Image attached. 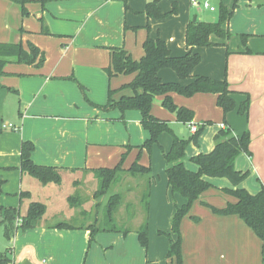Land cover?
I'll return each mask as SVG.
<instances>
[{
	"label": "crops",
	"instance_id": "obj_1",
	"mask_svg": "<svg viewBox=\"0 0 264 264\" xmlns=\"http://www.w3.org/2000/svg\"><path fill=\"white\" fill-rule=\"evenodd\" d=\"M28 1L29 15L22 17L17 5L0 0V43L20 42L23 48L31 43L45 58L39 68L9 63L4 67L6 75L0 78V207L4 208H18L21 192H28L31 201L60 202L54 184L44 186L21 174L23 142L34 145L31 160L35 165L56 167L60 174H90L91 170L113 168L124 153L127 155L122 168L128 169L139 153L140 145L134 138L144 142L148 133L140 124L139 112L121 114L118 110L100 109L107 102L108 89L115 91L114 100L132 95L129 89L120 88L134 75L109 79L105 72L110 64V49L122 48L133 60H139L143 56L142 44L149 37L162 40L171 56L181 57L188 51L185 30L192 18L215 19L214 13L193 8L189 0H161L158 8L163 14L176 10L175 15L163 19L147 17V0H48L44 9L39 0ZM207 1L212 6L222 3L232 12L222 26L231 37L223 40L211 35L214 46L195 47L193 51L201 61L192 76L225 78L235 93V104L240 105L248 97L249 109L246 116L234 110L224 117L214 94L200 93L189 98L170 94L176 106L193 112V124L210 123L204 127L198 145L186 147L183 164L189 171L197 170L189 159L212 151L213 137L225 121L235 135L245 131L250 135L251 156L240 154L234 167L249 173L239 188L256 195L264 186V0ZM41 21L49 34L41 32ZM241 35H247L245 45ZM158 77L164 83L187 85L192 81L179 80L169 69L159 71ZM162 99L163 96L155 98L151 115L166 121L178 138L187 139L191 135L188 125L178 123L161 106ZM157 144L151 156L143 150L138 162L151 169L147 250L140 246L136 229L117 234L114 239L99 233L88 246V231L53 228L61 221H48L46 207L38 227L17 230L9 241L0 225V253L12 251L10 264H169L168 241L156 232L170 230L174 205L181 206L185 201L171 195L165 174L167 164L159 150L161 144L165 153L171 149V136L161 134ZM127 178L133 185L146 183L145 178ZM205 180L212 188L192 204L180 223L183 264H264L261 242L242 220L215 215L201 205L205 202L221 209L234 202V198L221 192L232 189L229 181ZM28 203L20 207L21 214ZM145 217L141 216L140 225Z\"/></svg>",
	"mask_w": 264,
	"mask_h": 264
},
{
	"label": "trees",
	"instance_id": "obj_2",
	"mask_svg": "<svg viewBox=\"0 0 264 264\" xmlns=\"http://www.w3.org/2000/svg\"><path fill=\"white\" fill-rule=\"evenodd\" d=\"M19 7L22 17L28 16L26 4L28 0H8ZM48 0H39L42 9ZM161 0H147L146 15L148 18L163 19L170 15H175L176 10L163 14L158 8ZM235 3L233 8H235ZM232 12L219 3L215 12L213 22L190 21L185 30V45L188 51L181 57L171 56L166 44L160 39H151L147 37L143 44V56L139 60H133L130 54L122 48L110 49V64L105 70L109 79L118 75H134L133 79L120 89H129L131 96L121 97L118 100L113 99L115 91L108 89L107 102L100 109L105 111L118 110L121 114L127 111H137L140 114V124L148 133V138L137 147L139 153L136 160L128 169H123L122 165L127 153L122 154L120 161L113 168H99L91 170L94 178L97 180L98 188L94 194L95 199H100L108 195L110 188L119 183L123 175L132 178H145L146 183L140 196V202L143 203V212L145 219L136 230V235L140 246L147 250L148 248V220L149 194L151 169L140 165L138 162L142 150L151 152L152 148L158 143V137L163 133H168L172 138L171 149L163 153L166 161L165 174L167 185L171 195L180 196L185 202L181 206H174V214L170 219V230L167 232L158 231V235L165 236L168 241L166 259L169 264H183L181 254V234L180 223L188 216L191 206L194 202L212 188V185L205 178H225L229 181L232 189H222L221 192L234 198V202H228L224 208L216 209L205 202L201 205L210 208L213 214L218 216H237L242 222L252 230L255 236L261 242V260L264 262V186L256 195L249 194L246 190L239 188L240 184L248 177V172L237 171L234 167V161L240 154L251 156L249 151L250 135L245 131L237 136L233 130L226 124L220 128L213 137L214 147L211 152L198 154L189 159V162L197 167L195 172L185 168V150L189 144L198 145V140L206 125L209 122L197 126L195 133L187 139L178 138L169 127L166 121L159 120L151 115V107L156 97L163 96L161 106L169 113L173 114L176 121L182 125L193 124V112L183 107L176 106L170 94H178L189 98L195 94H214L216 95V106L221 109L223 116L236 110L239 116H246L249 109L248 97L240 104L236 105L232 96L235 94L230 90L229 85L224 78L215 80L204 76H192L194 68L200 63V55L194 53L195 47H212L210 36L214 35L220 39L228 40L231 34L224 30L222 26L230 20ZM43 34H49L41 21ZM149 31L148 28H146ZM20 34L23 30L20 28ZM241 42L245 45L247 35L240 36ZM246 53H250L246 50ZM44 54L33 44L27 43L23 48L21 43H0V78L5 76L4 67L9 63L23 64L39 68L44 63ZM169 69L173 71L181 81L192 79L187 85L176 82H162L158 73L161 70ZM127 150L130 147H126ZM34 145L31 142H23L20 148L19 170L21 174L27 175L37 180L41 185L61 183L62 178L60 169L50 166L35 165L31 160V154ZM2 181H0V186ZM25 201L28 206L25 213L21 214L20 207ZM74 203L75 199L69 200ZM122 196L119 193L108 195L106 204L103 207L105 225L107 228L96 227L97 221L92 224L73 225L70 223H56L53 228L64 230H86L88 231V246L94 241V237L99 232H122L127 234L128 230L120 231L115 226L114 214L119 208ZM18 208L0 207V225L3 227V236L9 241L17 230L26 231L38 227L46 213V206L42 203L31 201L28 192L19 194ZM98 206V205H97ZM77 207V206H75ZM84 212V211H83ZM84 214V213H82ZM81 214V215H82ZM194 222L198 220L192 218ZM19 222V223H18ZM18 223V224H17ZM12 262V251L6 249L0 253V264H10Z\"/></svg>",
	"mask_w": 264,
	"mask_h": 264
},
{
	"label": "rangeland",
	"instance_id": "obj_3",
	"mask_svg": "<svg viewBox=\"0 0 264 264\" xmlns=\"http://www.w3.org/2000/svg\"><path fill=\"white\" fill-rule=\"evenodd\" d=\"M218 4L216 6L214 5L215 9H217ZM215 12L213 13L215 14ZM192 14H194L193 10H192ZM134 142H139L138 143L139 145L143 143V141H140L136 138H134ZM162 147L163 146L161 144L159 150L163 154L165 153V151L163 150ZM146 153L148 154V156H151L152 150L150 153H148L147 151ZM61 177H62L61 183L58 185L54 184L60 202L54 203L51 202L50 200L47 201V199L42 200L43 201L42 203L48 208L47 209L48 221L50 222L61 221L73 225H85L87 222H90L89 224H92L95 221H97L96 227L107 228L105 225L103 207L106 204L108 195H111L113 193H119L122 196V201L119 208L114 214L113 226H115V228H117L120 231L128 230L129 232H131V230L133 229L137 230L139 228L140 226L139 222L141 216H143L144 214L143 203H141L139 200L145 187L143 186L144 183L141 184L136 183L137 185H133V183H131L130 180L127 178L128 176L123 175L121 181L110 188L108 195L100 199H95L94 194L98 188V183L97 180L94 178L93 174L91 173L61 174ZM70 199H75L74 203H71L69 201ZM99 233H106L108 237H110V238L107 237V239H114L115 235L123 234L122 232H99ZM162 237L166 238L165 236Z\"/></svg>",
	"mask_w": 264,
	"mask_h": 264
},
{
	"label": "built area",
	"instance_id": "obj_4",
	"mask_svg": "<svg viewBox=\"0 0 264 264\" xmlns=\"http://www.w3.org/2000/svg\"><path fill=\"white\" fill-rule=\"evenodd\" d=\"M189 2L191 4V6L193 8H196L197 10H207V11H209L211 13L216 11L215 7L212 6L207 0H189ZM7 127L11 128V125H7ZM188 128H189L190 133H195L196 130H197V125L189 124Z\"/></svg>",
	"mask_w": 264,
	"mask_h": 264
},
{
	"label": "water",
	"instance_id": "obj_5",
	"mask_svg": "<svg viewBox=\"0 0 264 264\" xmlns=\"http://www.w3.org/2000/svg\"><path fill=\"white\" fill-rule=\"evenodd\" d=\"M192 21L193 22L196 21V17L195 16L192 18ZM204 21L210 23V22H212V17L208 16V17H206L204 19ZM22 264H30V263L28 261H23Z\"/></svg>",
	"mask_w": 264,
	"mask_h": 264
}]
</instances>
